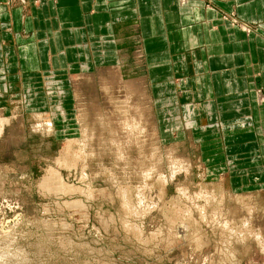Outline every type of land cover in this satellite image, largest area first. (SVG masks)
Masks as SVG:
<instances>
[{
	"label": "rangeland",
	"instance_id": "1",
	"mask_svg": "<svg viewBox=\"0 0 264 264\" xmlns=\"http://www.w3.org/2000/svg\"><path fill=\"white\" fill-rule=\"evenodd\" d=\"M115 40L65 90L0 92V264H264V139L157 107L140 39Z\"/></svg>",
	"mask_w": 264,
	"mask_h": 264
},
{
	"label": "crops",
	"instance_id": "2",
	"mask_svg": "<svg viewBox=\"0 0 264 264\" xmlns=\"http://www.w3.org/2000/svg\"><path fill=\"white\" fill-rule=\"evenodd\" d=\"M27 1L0 0V92L65 90L89 61L115 66V39H140L157 107L189 109L195 131L264 139V0Z\"/></svg>",
	"mask_w": 264,
	"mask_h": 264
},
{
	"label": "bare ground",
	"instance_id": "3",
	"mask_svg": "<svg viewBox=\"0 0 264 264\" xmlns=\"http://www.w3.org/2000/svg\"><path fill=\"white\" fill-rule=\"evenodd\" d=\"M9 119V118H8ZM8 119H6V118H1L0 119V132L2 131V129H3V127L6 125V123H8ZM45 182H47V181H45ZM44 184V183H43ZM61 185V184H60ZM59 185V186H60ZM46 186H48V185H46ZM66 189V188H65ZM71 189V188H70ZM72 190V189H71ZM66 191V190H65ZM223 194V193H222ZM72 205V204H71ZM249 207V206H248ZM246 208V207H245ZM177 212V211H176ZM248 212V211H247ZM181 213V212H180ZM252 213V212H251ZM263 213V212H262ZM247 214V213H246ZM182 218V217H181ZM221 218V217H220ZM247 218V217H246ZM220 223V222H219ZM173 226V225H172ZM182 227V226H181ZM186 229V228H185ZM183 230V229H182ZM180 232V231H179ZM190 233V232H189ZM221 233V232H220ZM218 234V233H217ZM230 234V233H229ZM205 238V237H204ZM261 242H262V240H261ZM264 242V241H263ZM264 249V248H263Z\"/></svg>",
	"mask_w": 264,
	"mask_h": 264
}]
</instances>
